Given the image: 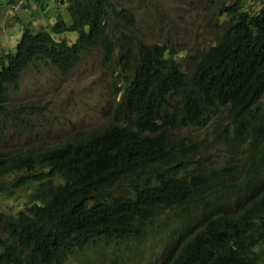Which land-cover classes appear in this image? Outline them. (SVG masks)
Masks as SVG:
<instances>
[{"label": "trees", "instance_id": "obj_1", "mask_svg": "<svg viewBox=\"0 0 264 264\" xmlns=\"http://www.w3.org/2000/svg\"><path fill=\"white\" fill-rule=\"evenodd\" d=\"M60 1L51 27L25 24L16 51L0 53V137L15 109L7 91L36 60L64 74L97 49L122 96L99 129L25 152L0 151V194L33 187L23 210L0 211V264H64L66 253L90 240L145 232L127 244L141 264L181 213L177 226L187 219L195 233L172 264H264V188L249 159L256 147L264 152V121L254 119L264 99V0L255 9L239 0L214 6L213 37L182 58L190 60L185 66L172 48L135 37L139 4ZM188 128L201 137L192 140ZM187 156L202 173L188 170ZM129 177L137 180L135 194L111 199L106 190Z\"/></svg>", "mask_w": 264, "mask_h": 264}, {"label": "rangeland", "instance_id": "obj_2", "mask_svg": "<svg viewBox=\"0 0 264 264\" xmlns=\"http://www.w3.org/2000/svg\"><path fill=\"white\" fill-rule=\"evenodd\" d=\"M236 1L136 0L135 3L133 0H112L118 6L139 4V8L133 9L136 13L133 34L147 44L172 48L175 61L201 50L213 37L215 23L213 18L209 22L208 17L214 6ZM239 1L245 5L243 9H255L262 2ZM60 3V0H0V53L16 51L27 27L25 24L32 25L36 31L51 27L56 13L63 11ZM114 79L97 49L83 56L76 67L64 74L41 60L30 63L17 85L10 86L7 91L8 107L15 109L9 110L10 118L0 137V151L25 152L34 147L59 144L90 129H99L113 114L118 101ZM17 119H22L21 125ZM183 132L192 140L200 138L194 128ZM243 154L248 153L245 150ZM14 177H7L3 182L9 185ZM32 191L33 187L28 186L12 194H0V211L15 215L20 207L31 201L28 195ZM129 249L123 242L90 244L69 255L68 264H134ZM175 253L173 250L169 255L173 257Z\"/></svg>", "mask_w": 264, "mask_h": 264}, {"label": "clouds", "instance_id": "obj_3", "mask_svg": "<svg viewBox=\"0 0 264 264\" xmlns=\"http://www.w3.org/2000/svg\"><path fill=\"white\" fill-rule=\"evenodd\" d=\"M218 6L219 5H217V7ZM215 11H217L216 13H220L218 9ZM135 37L141 41L140 37L138 36H135ZM179 62H181L185 66V63H190V60L180 59ZM111 76L115 78V75L111 74ZM118 82L119 81L117 80V78L113 80L114 92H116V87H119L121 85V82L119 83ZM115 95L118 96V101H119L122 96V91L118 90L117 93H115ZM256 109H257V113L254 119H255V124L259 125L264 121V99L260 103L257 104ZM213 119H215V116L211 115V120ZM195 131H197L199 136L201 137L202 131L198 129H195ZM245 139L248 144L249 133H247ZM249 159L251 161L253 160L256 163V166L258 168L259 181L261 183L259 187L264 188V152H259L258 147H256L251 152ZM182 160L187 161L188 170H191V168H193L194 166H199L200 172L202 173L201 166L198 160L195 159L194 157L187 156V157H183ZM149 181H152V179ZM136 187H137V180H135V177H129V178L121 179L115 182L111 187H109L106 190V192L111 195L112 197L111 199L132 197L135 194ZM19 190H22V189H19ZM28 196L31 198V194ZM25 206L20 207L19 210H23ZM184 216H185V213H181L177 217H172L170 221L166 223V226H165L166 242L160 245L159 247H157L155 250H153L146 257L145 261L142 262L141 264H172L176 256L181 251V249L186 245L189 246V244L192 242L191 238L195 233L194 230H191V227L189 226L187 219L180 226H177V223L181 221L184 218ZM144 234L145 232H143L142 234H139L137 239H131V240H121V239H117V240L112 239V240H106V241L105 240H90L88 241L86 246L90 244L92 245L106 244L109 241L123 242L125 245L135 244L136 242L142 240L145 237ZM173 250L176 251V253L173 257H171L169 253L172 252ZM72 254L73 253L65 254L64 264H68V256ZM188 254L189 253H187V255Z\"/></svg>", "mask_w": 264, "mask_h": 264}, {"label": "crops", "instance_id": "obj_4", "mask_svg": "<svg viewBox=\"0 0 264 264\" xmlns=\"http://www.w3.org/2000/svg\"><path fill=\"white\" fill-rule=\"evenodd\" d=\"M16 2V1H15Z\"/></svg>", "mask_w": 264, "mask_h": 264}]
</instances>
